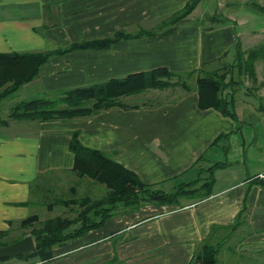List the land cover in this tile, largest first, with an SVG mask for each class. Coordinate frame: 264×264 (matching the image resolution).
Wrapping results in <instances>:
<instances>
[{
  "label": "crops",
  "instance_id": "obj_1",
  "mask_svg": "<svg viewBox=\"0 0 264 264\" xmlns=\"http://www.w3.org/2000/svg\"><path fill=\"white\" fill-rule=\"evenodd\" d=\"M186 1L0 0V52L45 51L118 30L153 27ZM199 2L173 33L52 55L26 84L51 93L157 67L178 73L243 64L235 58V44L242 51L255 48L264 19L256 28L253 21L259 17L241 10L222 14L219 22L205 23L203 17L209 13L195 11ZM232 53L233 60H227ZM237 67L240 89H245L233 94L235 119L213 107H200L195 84L174 99L137 108L112 107L70 120H18L14 126L9 121L5 128L16 130L11 133L0 127V230L30 215L35 205L32 188L40 175L70 172L74 156L69 140L74 130L83 145L111 153L143 182L166 190L197 173L193 165L200 155L203 165L211 164L215 150L231 149L233 144L234 152L245 147L258 134L259 123L264 131V57L253 63L252 70ZM215 161L227 164L219 168L223 177L215 175L207 198L181 207L146 204L118 213L102 226L53 246L50 260L31 264H106L113 257L122 264H188L211 226L232 224L240 211L243 216L235 229L218 228L210 239L221 243L219 262L257 264L264 255V167H252L249 175L231 179L235 175L227 171L231 161Z\"/></svg>",
  "mask_w": 264,
  "mask_h": 264
},
{
  "label": "trees",
  "instance_id": "obj_2",
  "mask_svg": "<svg viewBox=\"0 0 264 264\" xmlns=\"http://www.w3.org/2000/svg\"><path fill=\"white\" fill-rule=\"evenodd\" d=\"M199 1L187 0L182 8L160 18L153 27H139L134 32L118 30L103 38L73 42L62 48L45 51L0 52V101L16 94L24 84L31 82L37 76L40 64L50 56L63 54L77 48H108L117 41L139 36H145L148 39L163 37L173 33L178 23L190 14ZM251 4L257 12L264 14V4L254 1ZM235 48L236 60L244 61L243 64H238L239 69L244 67L247 70H252L253 63L258 58L264 57V46L242 51L239 43L236 42ZM244 52L246 53L245 57ZM226 72H220L218 68L212 71L198 68L186 71L185 75L195 77L200 107H213L223 115L235 119L234 95L232 92L224 93L228 85L233 82V78L226 81ZM179 73L166 67H157L149 71L110 78L99 83L60 89L51 93L43 91L40 95L23 99L11 107L7 119L0 117V127L8 126L9 119L29 122L70 120L90 117L112 107L137 108L140 104H127L123 102L122 98L149 89H163L172 85L189 89L185 81L175 78L178 75L180 77ZM78 134L77 130L72 131L69 140V149L74 156L70 172L77 178L76 184L69 188L73 196L58 197L51 203L41 199L33 201L34 204L45 205L48 209H51L54 204L67 205L75 215H55L40 220L37 214H31L20 220L21 227L31 226L28 233H31L33 237L40 235L35 238V247L32 251L18 255L26 260L33 258L28 264L38 260H50L54 256L53 246L61 245L90 229L102 226L106 219L118 213L137 210L146 204L181 207L185 205V200H187L186 203H193L207 198L213 192L215 170L227 164L225 161H214L208 166H204L202 164L204 156L200 155L193 165L197 168V176L190 180L178 181L171 190H166L143 182L134 171L114 160L111 153L83 145ZM41 176L37 178L36 182ZM83 179L103 185V193L98 196L88 193L77 195L78 183ZM262 184L264 186V183ZM39 189L38 186L32 188L34 197L38 194ZM242 216L243 213L240 211L236 216V221L232 224L212 225L209 236L197 247L188 264H220L218 253L221 243L211 241L212 233L218 228L235 229ZM34 222H39V226L33 225ZM26 234L10 238V228L0 230V245L10 243ZM115 262L122 264L116 257L110 259L106 264Z\"/></svg>",
  "mask_w": 264,
  "mask_h": 264
},
{
  "label": "rangeland",
  "instance_id": "obj_3",
  "mask_svg": "<svg viewBox=\"0 0 264 264\" xmlns=\"http://www.w3.org/2000/svg\"><path fill=\"white\" fill-rule=\"evenodd\" d=\"M257 2L258 0H201L199 2V6L197 10H195L197 13H200L202 10L204 12H208L209 14L203 17V21L205 23H216L219 22L220 20L223 19L222 14H229L231 12L235 11H241L245 10L248 12H251L250 14L254 13L257 15L259 18H255L253 21L254 27L259 28L262 26L263 20L264 19V14L259 13L255 10L253 5L251 4L252 2ZM218 2H221V5L218 6ZM253 14V15H254ZM207 17H210L209 19H206ZM163 18V17H162ZM209 20V21H208ZM260 24V26H258ZM258 32H260L258 30ZM257 40L255 44L256 47H262L264 46V31L260 32L259 36H256ZM259 41V42H258ZM248 42V41H247ZM246 53L244 52V57ZM234 55L233 53L227 57V60H233ZM261 60V59H259ZM226 63V62H224ZM223 63V64H224ZM226 65V64H225ZM231 65V63H230ZM227 67H224L220 69V72L222 71H227L225 79L226 81H230L231 78H234L235 81L231 85H228V88L225 89L224 93L226 92H232L234 95L235 93H240L241 90H244L245 88L240 89V80H239V71H238V65H232L229 66V64L226 65ZM179 75L176 76L175 78H178L179 81H185L189 87L194 88L195 87V77H189L185 75V72L182 71L179 73ZM175 80V79H174ZM246 79L244 78L242 81L244 82ZM183 88L179 85H172L165 87L163 89H149L144 92H141L139 94H134L130 95L128 97H123L122 100L123 102L127 104H147V103H157L161 102L164 99H174L176 95L179 92H182ZM43 92V90H40L37 85H32L29 87V84L23 85L20 90L11 96H8L4 98L3 100L0 101V117L7 119L8 115L10 113L11 107H13L17 102L31 98L37 95H40ZM262 101H260L261 103ZM11 126L17 125L14 119H9ZM36 123V122H33ZM258 129L259 132L257 135H255L254 140L251 141L250 143H246L245 147L241 146L237 152H234V144L233 147L223 149L221 152L219 150H215L213 152V158L211 157L210 162L215 161V160H229L231 163H228V168L227 171H232L235 173V175L232 176L231 179L234 178H239L242 176H247L251 172H254L253 168H257L260 170L262 167H264V131L262 130V124L259 123ZM11 126L9 130H7L5 127H2V132L11 133V130L16 131L13 129ZM8 127V128H9ZM255 127V126H254ZM237 148V147H236ZM232 159V160H231ZM210 163H205L204 165L208 166ZM247 168V169H246ZM197 169V168H196ZM231 172V173H232ZM215 175L219 178H222V172L219 171V168H217L214 172V177ZM196 175V172H194L192 175L189 174L186 176V180H190L194 178ZM77 178L72 172L68 173H62V174H47V175H42L40 179H38L37 182L34 184V188L36 186L40 187V189L37 191V195L35 197L33 196L32 199H41L42 201L46 202H53L55 201L56 198L62 197H70L73 196L69 188L72 185L76 184ZM79 185L77 186V195H84L86 193L92 195V196H98L103 193L104 191V186L99 185L97 183H94L88 179H83L81 180ZM172 187H169L168 190H171ZM40 200V201H41ZM41 201V202H42ZM184 201V200H183ZM185 203L187 200L184 201ZM75 207V206H73ZM31 214H37L39 216L40 220L55 216V215H65V216H74L75 213L69 210V206H65L62 204H54L51 209L46 208L44 205H38L35 204L34 207L31 209L30 213ZM33 225L39 226V222H34ZM31 230L30 227H21L19 223H14L10 226V238H15L20 236L23 233L31 234L28 233ZM235 235V232L233 233V236ZM241 234H237V236H240ZM56 246V245H55ZM262 259L257 261V264H264V255H261ZM218 258L221 259V256L218 255ZM224 258V257H223ZM33 258H28L27 260L24 258H20L18 256H12V257H5V258H0V264H28ZM258 260V258H257ZM225 264L223 259L220 260V264ZM114 264H120V263H114Z\"/></svg>",
  "mask_w": 264,
  "mask_h": 264
},
{
  "label": "water",
  "instance_id": "obj_4",
  "mask_svg": "<svg viewBox=\"0 0 264 264\" xmlns=\"http://www.w3.org/2000/svg\"><path fill=\"white\" fill-rule=\"evenodd\" d=\"M31 234H26L21 238H18L10 243L0 245V258L18 256L24 253L32 251L35 247V238Z\"/></svg>",
  "mask_w": 264,
  "mask_h": 264
}]
</instances>
